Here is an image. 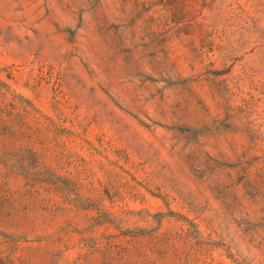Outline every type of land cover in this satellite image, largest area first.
I'll use <instances>...</instances> for the list:
<instances>
[{
	"label": "rangeland",
	"instance_id": "obj_1",
	"mask_svg": "<svg viewBox=\"0 0 264 264\" xmlns=\"http://www.w3.org/2000/svg\"><path fill=\"white\" fill-rule=\"evenodd\" d=\"M0 264H264V0H0Z\"/></svg>",
	"mask_w": 264,
	"mask_h": 264
}]
</instances>
